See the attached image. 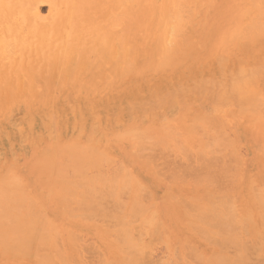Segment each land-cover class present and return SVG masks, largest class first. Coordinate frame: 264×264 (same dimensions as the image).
Segmentation results:
<instances>
[{"label":"rangeland","instance_id":"obj_1","mask_svg":"<svg viewBox=\"0 0 264 264\" xmlns=\"http://www.w3.org/2000/svg\"><path fill=\"white\" fill-rule=\"evenodd\" d=\"M212 1L210 0V4L209 2L207 4L206 0H195L194 1L195 2L194 4L196 5L195 9L194 11L193 10L190 11V13L191 14L193 13V14L191 15L185 12L183 16L184 21L186 20V22L188 23L187 24L188 27L191 26L190 28L192 29L194 28L193 29L194 31L190 29V33L189 32L187 33L184 30L182 32V29H183L182 28L181 30H179V33L176 32L177 35L179 34L178 36L180 38L177 36L175 38L171 30L173 29L172 27H174L173 30L177 31L175 26H179L177 23L181 24L183 20L182 22H177L178 20H181V19H178L176 15L172 13L171 7L169 9L171 11L170 12L171 17L172 15H175L172 21H170L172 22L170 23V25L171 24L172 25L170 26L169 24H167V27H166L165 25L167 23L166 22L167 20H165V22L163 21L162 23L163 27H161L162 25H159V21L163 18L164 19L166 18V16H164L165 2H168L167 4L171 6L172 0H167V1L153 0L154 2L153 5H155V8L157 9L154 13L155 17L153 19V22H151L150 25L147 26L148 29L145 28L146 24L141 26L138 29L139 33L141 34L135 33L136 37L138 38V41L132 42L131 47L127 49L125 47L124 48L125 50H123L122 46H119V45L117 46L118 41L121 44L119 37L121 36L120 32H122V27L120 23L119 24L114 23L115 25L114 24L113 25L115 27H112V28L114 30L113 32L117 34V40L116 39L114 40L115 46H113L112 43L111 45L116 50L110 47L114 51V54H112L113 51L111 52L110 50V54L114 57H111L110 55L108 60L106 59V61L105 60L103 61V65H101L103 68H101V66L100 67L98 66L99 70L98 68H95L97 69L95 70L94 69L95 57L93 56V58L88 60V63L83 68L85 69V72H87L89 69H90L89 72L92 70V75L95 70L93 76L97 74L96 72L100 71L102 73V74L99 73L100 74L99 77L102 78V80L99 77H97L99 78L101 82L96 77L95 78L98 81H95L94 77L92 78L93 80H90L92 75L90 76L89 74L91 73L87 72V74L84 75L86 76V79L88 76H90L88 78L91 82L89 80L88 81H89V85L90 84L92 85V89L89 85H86V86L84 85L85 86L84 88H82V86H79L80 84L82 85L83 83V80H81L82 78L81 75H83L84 70L79 75L69 76V77L66 75L64 76L63 74L59 72L57 73L56 70H55L56 73L52 71V72H49L48 74L43 75L42 77H40L41 75H38V73L34 72L33 73L34 78H31V75H29L30 76L29 77L21 72V67L19 70L17 69L7 70V69L0 68V70H2L0 71L1 73L0 75V174L2 173L7 174L6 172H9L11 170L10 175L19 176L18 177L20 181L19 183H22L24 188L26 189L25 190L24 188L20 187L21 189L25 190L24 193L26 194H24V196L26 195L27 198L25 197V200H24L26 202L23 201V198H22V202H21V199L20 200L17 199L19 203L18 202L16 203L19 205L21 204L22 207L19 206L20 209H18L17 207V209L15 210L16 212L14 213L16 216L18 215L17 217L18 219L21 216V219L25 223V224L23 223V225L26 227V229L29 230L28 231L23 228L24 229L22 230L23 233L18 230L16 233L13 230L12 232L8 227H6L7 229H4L5 227L0 226L2 227V229H4L3 231L4 233L0 231L4 234L3 236L0 233V235H2V237H0L1 244L4 245V246H1L0 244V264H30L29 262H31V264L32 262H34L35 264H45L46 262H48L46 264H49V262L52 263L53 260H55V262L53 263H57V264H64V262L65 264L66 263L67 264L68 263L69 264H99V261L101 262L105 261V263L103 262L104 264H106V262L108 261L109 262L107 264L109 263L115 264L114 262L118 264V261H119V264H121L120 261H122L124 262L123 264H125V262H127V260L129 259L131 260V262L129 260L128 262L130 263L127 262L128 264H131V263L138 264L136 256H135L136 258L135 257L131 258L135 254L138 257L141 256L140 257L141 259L139 258L140 262H146V263H139V264H147V262H150L149 264H175L176 262L178 264H190V263L191 264H207V261L209 260H210L209 261L210 264L211 263L219 264V261L222 264L223 260H225L226 257L228 256H229L228 260L230 259V261L229 262H227L228 260L225 261L227 262V264H234V262L235 264H238L240 260L241 261L239 263L241 264L242 262H244L245 259L250 260V261L248 260L249 263H247L246 262L247 260H245L244 262L245 264H250V263L252 264L253 263L254 264L263 263L264 264V244H262L264 242V229H263L264 223L261 224L264 221V212L262 210L264 209V203H263L264 202V122L262 121V118L264 120V117H262V114L264 115V111H263L264 102L262 104L263 105L262 107L261 104L259 105L258 103L260 101L262 103V100H259L261 98L258 99L259 100L258 102L256 100V103H253L255 100L252 101L255 98L257 99L258 96L259 97L262 96V98L264 97V27L262 28L263 31L260 29L261 32L257 34V36L254 35L255 37H252V38H250L248 34H244V33L239 34V33H236V31L234 33V31H231L232 30L231 29L230 31L233 33L234 38L235 36L237 37L238 35H240L241 38L237 37L238 41L235 39L237 41L235 43L228 42L229 44L227 43L228 44L227 47L223 46L222 43H221L222 45H220V43L218 42H222L221 38L227 35V34L223 35L222 32L224 33V31L227 30L226 28H228V26L232 22V18L231 17L230 19L227 18L229 20L226 19V21L224 22L217 19L216 16L220 12L222 11L226 12V8L225 10L224 9H218V11L216 10V7H220V4L224 2L225 0L223 1L222 0H212ZM218 1L220 4L218 3ZM48 8H49L48 5L42 6V9L45 15L48 13ZM197 9L198 10L200 9V10L198 11ZM169 10H168V14H169ZM161 11L163 12V14H161ZM187 16L191 18V21H190V18H188ZM175 17L178 19L176 21L177 23L175 22L176 20ZM205 21H206V25H205ZM214 21L215 22L217 21V23H215ZM227 23L228 25H226ZM220 24L222 26H220ZM142 27H143V31L141 30ZM181 27L179 26L178 28H181ZM219 27H221V29ZM146 29L148 32H146ZM144 30H145V33H144ZM163 31L164 33H161ZM213 31L214 32L216 31L217 38L214 37L215 35H213L214 34ZM193 32H195V34ZM231 32H229L228 30L227 32L228 35L229 34L231 35ZM255 33H258V32H255ZM162 34L165 37V40H163V38L161 39ZM243 34H244V37L248 36L249 38L248 37L242 38ZM180 35L182 36L184 35L186 38H184V36L182 38V36ZM221 35L223 36L221 37ZM249 35L252 36L251 34ZM143 36H145L144 39H142ZM173 36L175 40L172 39ZM192 38L194 41L191 40V43L195 44L193 46L194 48H192L191 47L192 45H191L190 47L192 50L190 51L188 50L186 52L184 51L185 52L184 54L182 50L186 48L187 45H189L190 39ZM212 38H214V40ZM224 38H227V37H224ZM184 39H188L189 42L187 41V45L182 48V45L180 42L184 41ZM233 40L234 39L231 38V41ZM225 41L227 42V40ZM178 42H179V45H181V48H182L181 52L183 53L177 52L178 54H175V56L173 53H171L173 54L174 57L170 55L171 57H173L172 58L173 60L174 59L179 60V61L177 60L178 61L177 63L174 62L176 60L173 61L170 57H168L169 60L171 59L170 62L168 61L169 65L165 63L166 65H168V67H166L164 63H163L164 65L160 64L161 67H159V65L157 67L156 66L157 64L156 65L155 63L153 64L154 61H152V64L154 66H151L149 64V62L151 63L150 60L153 59V58L150 59L152 55L153 57H155L156 53L158 54V52L160 55V52L162 51L161 49L165 47L171 49L170 47L175 46V44ZM226 42L224 43L226 44ZM164 43L165 45L169 44L170 46L168 45H167L168 47L162 46V44ZM134 45H136L135 49H134ZM214 45H216L217 47L219 45L220 48H216ZM221 46H223L224 49H222L223 47L221 48ZM178 48L177 50L179 51ZM215 48L220 51L218 52V50H216ZM210 49H213L214 51L213 54H212L213 51ZM115 51H118L117 58L115 57L116 55ZM176 51L174 52L176 53ZM215 51L217 52L215 53ZM143 54L145 55L147 54L144 60L150 59L148 63H146L147 60L146 62L143 61V56H142ZM127 55H128L127 57L128 59L126 60L125 58ZM7 56L4 58L5 64H8L10 62V57H7ZM133 58H136V60ZM155 59L158 60L159 58L156 57ZM119 60L121 63L119 62ZM124 60L126 61V64H127L126 66H129V67L132 66L133 68L127 67L126 69V66L124 65L125 64ZM157 60H155L156 63L158 62L160 63V60L162 59H159L158 62ZM130 61L132 63H130ZM104 62L107 63V65L104 64ZM170 63H172L173 66ZM117 64L119 65L117 66ZM149 65L151 68L149 67ZM123 66H125L126 70L123 69ZM147 67H149L150 69H148ZM86 69L88 70L86 71ZM115 71H116V74H115ZM107 72L110 74H108ZM50 73H53V74H50ZM103 74H105L104 75L105 78H103L104 76L101 77ZM106 74L109 76H107ZM50 75H52L51 78L49 77ZM10 76H11V79H10ZM20 76H23L24 79ZM84 76H83V79H85ZM64 77H65V80H64ZM66 77H67V80H66ZM75 77H78V78H75ZM74 78L77 80L79 79V82L74 80ZM29 80L31 81V85H30L31 87L29 86L30 84ZM80 80L82 83L80 82ZM49 81L51 84L49 83ZM36 83L37 85L39 84V87H41L40 90H38L39 87L36 85ZM6 84L11 85V86H8ZM77 85L81 87V89ZM49 87L51 91H49ZM259 88H261L262 90H260ZM257 89L260 90L261 95L258 94L259 90ZM260 106L261 108L258 109V107ZM256 112H259V113H256ZM260 113L261 115H259ZM204 115L208 117L207 119L205 118V120L201 118V117H204ZM258 116H259V119L257 118ZM194 117H198L199 119L196 120L197 118L195 119ZM180 118H183L185 122ZM215 119H216V122L214 121ZM219 119H220V122L218 121ZM260 119L262 121L261 123H260ZM205 121L210 122V124L208 123L209 126H207L208 124ZM221 121L223 124L221 123ZM203 122H205L204 125H202ZM166 124H168L167 125L169 126L168 128H166L167 126H164ZM195 124L196 125L199 124L197 126H199L200 128L203 127L202 128L203 130H201L199 127H198L199 129L197 130L195 128L196 126ZM161 125L163 126L162 128L159 127ZM191 125L193 129H189L191 128ZM148 126L150 127V129L148 128ZM170 126L171 127L175 126V128L174 127L173 128L176 130V133L180 131V134L178 133V135L176 136L175 135L176 133L173 132V130L169 131L171 129ZM139 128L142 130L143 128L147 130L145 132L146 136L151 135V137H146L145 134L144 136L147 139H150V138L151 139L147 141L146 138H144L145 140L142 139V141L140 140L141 143H139L140 142L139 139H141L139 137L141 136L142 133L141 134L139 133L140 135H138L137 137L139 139L137 138L133 139L132 137H134L135 133L142 131V130H135L137 132L134 131L135 133L133 135V132H132L133 129H139ZM151 128L152 129L154 128V129L152 130ZM194 128H195V131H192L194 130ZM212 128H214L215 130L217 129V130L211 131ZM165 130L168 133L167 136H165L166 134L164 135ZM188 130L192 131V133L191 132L189 133ZM199 130H201L202 132ZM221 130L223 131L222 136L226 135L225 137H219L222 134ZM196 131L199 133H197ZM128 132H130L131 134L129 133L130 134L129 135ZM171 132H173V134ZM193 132L194 133L196 132V133L194 134ZM124 133L125 135L123 137ZM201 133L202 134L204 133L205 137H204V134L202 135ZM120 134L122 135L119 136ZM159 134H161V137H163L164 139L159 138L160 137ZM216 134H218L217 135L218 138ZM152 135L155 136L157 139L158 138L159 139L153 140L151 143V140L153 138ZM168 135H170L169 137H172V138L175 137L173 138L174 140L177 138L178 141H176L177 139L175 141L172 138L170 139ZM207 135L208 136L210 135V137L208 138ZM202 136H203V139H202L203 141L199 140L200 138H202ZM122 138L123 140H121ZM165 138L168 144L166 141L165 143H163ZM206 138L208 139L206 140ZM210 138L215 141L221 138L222 140L225 139L227 140V145L225 144L226 147H224V141H222L223 143L222 142L221 143L223 145L221 144L222 146L220 145L221 146L220 148V146L218 145L220 143L219 141L221 140L219 141L217 140L216 142L215 141L213 142L212 140L211 142ZM159 140H160V144H159ZM145 141H147V144L145 143ZM199 141L200 143L202 142V146H205L204 148L200 145ZM156 142L159 145L155 144ZM198 143H199V146H198ZM140 144H143V146H141ZM154 144L157 146H155ZM75 145H79V146L83 145V147L85 146L88 148L92 146L91 149H93V145H95L94 146L95 150L99 148V152H98L99 154L108 155V158H106L107 156H103V159H102L103 161L100 160L101 168L98 165L99 163L98 162L97 166L99 167L95 166L96 169L95 167L87 169L86 175H84L85 179H82L84 177L81 176L82 177L81 183L77 180L80 176L78 175L79 177L77 179L75 177V175L77 176L78 173L77 174L72 173L71 171L72 168L68 167V164H70V161L72 162V160H70L72 157L70 155L71 151L69 152V150H71L69 146L74 148L76 147ZM137 145L139 148L137 147ZM144 145L145 147L147 146L146 149H144L145 148ZM177 145L180 147V150ZM210 146L212 147L210 148ZM49 149H51L53 153L55 152L53 156L56 154L58 155V157L55 156V158L51 156L52 158L50 157V159L53 160L54 158L56 162V158H57V163H59L60 161L61 162L60 164L64 166L67 164L68 169L67 167H64L65 168L64 172H66V169L67 171L71 169L70 170L71 172L69 171L70 173L67 172V174L69 175L65 173L63 174V178L60 176L61 180H59L60 178L58 179L54 175V171L53 169H51L54 167H49L48 165L49 171L46 169L47 168L46 164L51 163L49 156L52 153L51 151L48 152ZM53 149H57V151L55 150L53 151ZM199 149H201V151L203 150L204 152H201ZM66 151L69 152V155H67L68 153H66ZM198 151L201 152L202 154L199 153ZM213 151L214 153L218 152V154L214 155ZM197 152L199 155H195L197 154ZM207 152L209 154L211 152L212 153L208 155ZM94 153H93L94 155L92 156H95L98 154V153L96 154L95 151ZM141 153L143 154V156ZM219 154H222V155H219ZM217 155H219L217 157L219 159H212V158H216L215 156ZM43 156L44 157L47 156L45 157L47 161L45 160L46 163L43 162V165H41L42 164L41 162L44 161ZM97 156L98 158L100 157L99 155ZM145 156H148L149 159ZM104 157L108 159L107 162ZM68 158L70 159L68 160ZM95 158L98 159L96 156L94 157V159ZM101 161L103 162V164ZM37 162H40V164ZM62 162L66 164L64 163L62 164ZM226 163H229V166L231 167L227 168L228 165H226ZM71 164L69 166H71ZM207 168L208 170H210L211 173L207 171ZM87 172L89 175L87 174ZM103 172H105L106 175ZM112 172H113V177L118 176L117 177L118 179L112 177L111 175ZM100 173L101 174L103 173L102 174L103 178L101 177V175H99ZM64 175L66 176L65 178L66 180L64 179L65 177ZM92 175L94 177H92ZM125 175H128V176L126 177ZM73 177H75L76 180ZM109 180L110 181L112 180V181L110 182ZM116 180H119V182ZM58 181L60 183L62 182L61 185L60 183H58ZM107 181H108V184H107ZM125 181H127L128 183ZM74 182L75 184L77 185L79 184V185L78 186L75 185ZM116 182H118V186ZM124 182H125V185H124ZM49 183H51V185ZM52 183L54 186L52 185ZM68 183H69V186H68ZM113 183L114 185H112ZM65 184L66 186H64ZM83 184L85 186L87 185V187L82 186ZM92 184H93V187H92ZM96 184H97V187L99 186L98 190H97ZM103 185H106V187ZM111 185L112 187H110ZM128 185H130V187ZM52 186H53L54 191L52 189ZM88 186H90L91 188H94L93 191L95 192L96 198L99 197L97 199L95 198V196L93 197L95 198L96 202H94V199L93 200L89 199V197L87 196V194H89L90 196V193H91V191L90 193H87L86 191L87 189L90 190ZM115 186L117 187V189H115L116 188ZM69 187L71 188V194H70ZM83 187L86 190H84ZM124 187L125 188L127 187L126 188L127 190ZM120 188L122 190H120ZM257 188L259 189V191L261 189L262 190L259 192L257 191ZM82 189L84 192L82 191ZM110 189L111 190L113 189V191L115 190V192L114 193L113 191L111 192ZM104 190H106L105 193H104ZM23 191H21L22 195H23L22 193ZM85 191L87 194L85 193ZM216 191L220 193H217ZM101 192L104 193L105 195L102 194ZM107 192L109 194H107ZM216 193L218 195H216ZM83 194L87 196V198ZM110 194H112V196L114 194L116 195L112 198ZM224 194H226L227 197ZM211 195H213V197ZM119 196L122 198H120ZM218 196H220L219 199H221L223 196H225L226 198L223 197L221 200L217 202ZM74 197L77 198L76 199L77 202L82 200L80 201V203L82 202L83 204L82 203L80 204L79 202L77 203ZM106 197L108 198V200ZM67 198H69V200L71 201V202L69 201L70 203L66 201L68 200ZM139 198L140 200H142L141 202H143L142 203L143 208L140 206L141 202ZM29 199H30V202H28ZM59 199L61 200V204L59 202ZM121 199H122V202H121ZM123 199H125V201ZM72 201H75V203L74 202L72 203ZM222 201L224 202L226 201V203L227 201L229 202L226 204V203H223ZM65 202H67L71 207L68 204H67V207L69 206L68 208L63 206L62 204L65 205L66 204ZM120 202L122 205L119 204ZM32 203H34L35 205H33ZM138 203L140 204L139 210H137L139 206L136 207ZM218 203L221 204L222 206L221 205L219 206ZM261 203L263 204V206H260ZM76 204H78L79 207L80 206H83V207L78 208L80 209L78 210L76 207L77 206ZM100 204H102V206H99ZM191 204L193 206H191ZM194 204H195V207H194ZM103 205L105 206L103 207ZM114 205L116 207H121V208H119V210H116L118 208H116ZM215 205L217 206L215 207ZM72 206H73V209H72ZM64 207L67 208L68 210L64 209ZM99 207L100 209H98ZM190 207L191 208L194 207L193 209L199 208L201 212L199 213L198 212L199 210L195 209L196 214L194 215V210L193 209L191 210ZM206 207H210V208H206ZM232 207L235 208L236 212H234L235 210H233L234 208ZM141 208L143 209V212ZM107 209H112V210L108 211ZM83 210L87 214L89 213V215L87 216V214L84 213ZM63 211L65 212L63 213L64 215L62 214ZM70 211L73 212V214ZM154 211L156 213H154ZM218 211H221V213ZM231 211L233 215L230 213ZM68 212H70V214ZM94 212L95 214H92ZM26 213L28 214L30 213V214L26 215ZM83 213L85 214L84 215L85 218H83V215H81ZM100 213L102 214V216ZM110 213L114 214V216H116L117 219L116 217H114L113 218L114 220L111 218V221H110L109 216L112 215ZM197 213H199L198 217H197ZM234 213L236 217L234 216ZM246 213L247 215L252 214L251 215L252 216L251 218L253 219V220L251 219L253 221L252 223H251V220L249 219L250 216L246 217ZM39 214L40 215L45 214V215L43 217V215L39 216ZM139 214L141 215V217H138L140 216ZM71 215L74 217H69ZM105 215L106 216L108 215L109 218H107ZM119 215H120V218H119ZM189 215H190V218L192 217V219L189 218ZM204 215H206V217H204ZM214 215L218 216L219 218L214 217L212 219L211 217H213ZM104 216L106 217L105 219H104ZM194 216L197 219H195ZM221 216L222 218L224 217L223 218L224 220L221 218ZM34 218H37L35 219L36 221L34 220ZM43 218L45 219V221ZM131 218L133 219L139 218V219H137V221H134V223H131V221L133 220ZM148 218L153 219V220L155 219V220L153 222V220L152 221L148 220ZM216 218H218L219 220L217 221ZM247 218L249 219L250 222H248ZM115 219L118 222L115 221ZM120 219H121V222H120ZM227 219H230V220L232 219V221H229V220L228 221L230 222V225L233 228L229 225V222L226 221ZM26 220L27 221L29 220L28 223H26ZM145 220H148L151 222H149V224L146 225ZM201 220L204 222V224H202L203 222ZM243 220H245V222ZM2 221L3 223H1V221L0 223L4 224L5 222L3 219ZM102 221L105 224H103ZM109 221L110 223L113 221L114 222L113 224H110ZM209 221L213 223L210 222L209 224ZM220 221H224L225 223L228 222L226 225L230 226V228L227 226V228L229 229H226V231L221 230V227L224 226L225 223L223 224V222H220ZM236 221H238L239 223ZM8 222H6V226H8L7 225ZM36 222L38 223L36 224ZM115 222L116 224H114ZM246 222H248L247 223L248 225L246 224ZM122 223L126 224V226H124V224ZM128 223L130 224L129 227L131 228V232H130V234L132 233L131 235L129 234V232L127 233V228H129L127 226ZM187 223L188 224L191 223V225L192 224L193 225L191 226V225H188ZM249 223L254 228H252V226ZM26 224L28 225L26 226ZM45 224L47 225V227L45 226ZM107 224L110 227H107ZM120 225H123V229L125 228L124 231H126V233L129 234L128 236L131 237V242H132V237H133V240L134 239L136 240L134 244L137 243V245L136 244H135L136 246L134 244L133 245L135 247L138 246L137 248L140 249V250L138 249L139 252L136 251L137 249L135 247L134 249H132V251L131 250L129 251V249L128 250L125 249V252H124V248L122 249V246L120 245V241L121 243L122 241L125 243L124 239H122L123 230H122V226L120 227ZM199 225L201 227L203 226L204 227L200 228ZM226 225L225 227H223L224 230L226 228ZM29 226L30 227L32 226V227L27 228ZM41 226L45 227L44 229L48 230L47 233L50 232L49 236L45 234L46 233L45 230H44L45 233L43 231L45 236L42 235L43 228L40 229ZM245 226H248V227L246 228ZM256 227H257V230H255ZM110 228H111V231H110ZM113 228H115V230L116 229L118 230L116 231L112 230ZM157 228H159L160 230L157 231ZM37 230L39 232L41 230L40 235L42 236L37 237L36 235V232H38ZM120 230H122L121 233H119ZM254 230L257 232H255ZM212 231L214 232L212 233ZM5 232L7 233L6 235L9 238L7 243L6 241H3L4 240L3 237H5ZM9 232H12V234H9ZM18 232L21 235L18 234ZM239 232L241 234H238ZM13 233L14 235L18 234V236L10 237L9 235H13ZM26 233H31L30 234L31 238L29 235L27 236ZM139 233H142L144 237L142 235V238H141V234L139 235ZM199 233L202 235H200ZM207 233L209 234V236L212 235L211 238L209 236H208L209 238H207L206 236ZM73 234H75L78 237L77 241H76L77 237ZM118 235H121L122 237L121 236L119 237ZM136 235H138L137 237L138 239L136 238ZM23 236H26V237H23ZM225 236L227 238V240L225 238L226 243L228 244L229 242H231V244L229 243V245H227L225 243L224 241ZM235 236L237 239L236 238L234 239ZM261 236H263V239ZM130 237H129V240H130ZM203 237L204 238L206 237L207 239L205 238V240L207 241H205ZM19 238L22 239V243L21 241L18 242ZM34 238H36L38 242H41L39 240H44V242L48 244L45 245L44 242L42 241L41 243H43V245L46 246V247H42L43 245L37 242V244H40V246L36 244L38 247L36 248L34 245L36 243ZM55 238L57 239V241ZM140 238L143 240V242L142 240L140 242L139 240ZM243 238H244V241H243ZM251 238H254L255 240ZM26 239H28L27 241L28 243L26 242ZM113 239L114 241H112ZM222 239L224 242L222 241ZM239 239L241 240V242L238 241ZM250 239L252 242L250 241ZM260 239H262L263 241L262 240H261L262 242L258 241ZM13 241L14 243L18 242L19 245L21 243L24 250L25 248L26 249L28 248V249L25 252H23L24 250H22L23 248L20 245L19 247L21 249H18L19 248L18 247L17 250H20L22 252L16 251L15 245L17 244L16 243L13 244ZM246 241L247 243L245 244L248 245L247 248L250 252H248V250L245 247L247 246L244 244V242ZM25 242L29 246L26 245ZM221 243H225V244H223L222 246ZM252 243L254 244V246L252 245ZM10 244L12 246H10ZM256 244L258 246H260L261 244V247L256 246ZM47 245L49 246L48 250H47V247H48ZM7 246L8 247L10 246L11 249L10 247L8 248ZM193 246L195 247V250L190 249V248H194ZM234 246H238L237 250L235 249L236 247ZM224 247H227V249L229 248L230 249V250L228 249L229 252L226 251L227 249ZM242 247L243 249H241ZM251 247H253L254 249L250 250ZM34 248H36L34 250V253L35 254L38 253V254L37 255L33 254L34 257L31 258V256H33L32 253H33ZM174 248L175 249L178 248V249L175 250ZM220 248L223 251H221ZM223 248L225 249V251ZM12 249L16 253L13 252ZM56 249L57 251H55ZM255 249H256V252H254ZM42 250L43 251L47 250L50 252L45 251L46 253L44 252L45 253L44 254ZM58 250H60V252ZM120 250H122L124 254ZM126 250L130 254H128ZM191 250L192 251L194 250V252L198 250L195 253L196 256L194 255V252H192ZM213 250L214 251L217 250L218 252L217 255H219L220 257L222 254H224L222 256L224 258L221 257L222 260H220L221 258L219 256L217 257V255H214L216 252L212 254ZM235 250L237 251V254ZM244 250L247 251L246 252L247 254L244 252ZM6 251L8 252L6 253ZM11 251L13 253H11ZM142 251H143V255H142ZM131 252L134 255L131 254ZM22 253L23 254L30 253L31 255L29 254L28 256L27 254H25L22 257ZM137 253H141L140 256ZM178 253L180 256L178 257L181 260H179V258L177 257ZM42 254H43V257L45 255L49 259L47 260L46 257H44L45 258L44 259L42 257ZM198 254L200 256L199 259H197ZM234 254L235 255L240 254L239 255L240 260L238 259V256H237L238 262ZM67 255H68L69 260L65 259L67 258ZM50 256L53 257V260H51L52 257L50 259ZM59 256L62 258V260ZM122 256L125 258H123ZM209 256H212V257L215 256V257L211 258ZM246 256H248L249 258L248 257L246 258ZM41 257H42V260H41ZM63 257H65L64 258L65 261L63 260ZM185 257H187L186 260L188 261L184 260ZM134 258L136 259V262L133 260ZM242 258L244 260H242ZM120 259H123V260H120ZM139 259H138V262H139ZM175 259H176V262H175ZM216 259H219V260H216ZM171 260H173L174 263H171L172 262ZM61 261H64V262H61ZM223 264H226V263H223Z\"/></svg>","mask_w":264,"mask_h":264},{"label":"bare ground","instance_id":"obj_2","mask_svg":"<svg viewBox=\"0 0 264 264\" xmlns=\"http://www.w3.org/2000/svg\"><path fill=\"white\" fill-rule=\"evenodd\" d=\"M165 1H167V0H165ZM195 0H172V3H171V6L170 5H168L167 3L168 2H165V9H164V7H163V9L165 10L164 11V16H166V18L164 19H161L160 21H159V25H162V23H163V21L165 22V20H167L166 22V27H167V24H169L170 25V23H172V22H170V21H172V19L174 18V16L176 15V17L178 18V19H181V20H178L176 17V20H175V22L177 21V22H182V20H183V22H185V23H183V25H182V23L181 24H179V23H177L180 27L181 26H183V27H181V28H178L179 26H175V28L177 29V31L176 30H173L174 29V27H172L173 29L171 30V32H172V34L175 36V38H176V36L177 37H179L178 35H177V33L176 32H178L179 33V30H181L182 28V32H183V30L184 31H186L187 33L189 32L190 33V29H192V28H190V27H188V23L186 22V20L184 21V14H185V12H187V13H189V14H191L190 13V11L191 10H193L194 11V9H195V2H194ZM207 1V4H208V2H209V4H210V0L208 1V0H206ZM212 1V0H211ZM223 1V0H222ZM153 2V0H0V68L1 69H17V70H19L20 69V67H21V72L23 73V74H25V75H27V76H29V75H31V78H34L33 77V73L35 72V73H38V75H41L40 77H42L43 75H45V74H48L49 72H52V71H54L55 73H56V71H57V73L59 72V73H61V74H63L64 76L66 75V76H75V75H79L83 70H84V73H83V75H81L82 76V78H81V80H83V83L81 82V80H80V82L82 83V85L80 84L79 86H82V88H84L86 85H89V81L90 80H93L92 78L94 77H99L100 76V74H102L100 71L99 72H96L97 74H98V76H97V74H95V76H93L94 75V72H95V70H97V69H95V68H98V70H99V67L101 66V65H103V61L105 60L106 61V59L108 60L109 59V57H110V50H111V52L113 51L112 49H114V50H116L115 48H113V46H115V39L117 40V34H115L113 31V28L112 27H115L114 25L116 24V23H120V25H121V27H122V32H120V37H119V40H120V42H121V44L119 43V41H118V43H117V46L119 45V46H122L123 47V50H125L124 48L126 47V49L127 48H130L131 47V44H132V42H136V41H138V38L136 37V34L135 33H138V34H141V33H139V31H138V29L141 27V26H143L144 24H146L145 25V28H147L148 29V25H150V23L151 22H153V19H154V17H155V15H154V13H155V11L157 10L156 8H155V5H153L154 4V2ZM197 2V1H196ZM213 2V1H212ZM217 2V1H216ZM163 3H164V1H163ZM203 3H204V1H203ZM218 3H219V1H218ZM170 4V3H169ZM206 4V3H205ZM220 4V3H219ZM43 5H48V13L45 15L44 14V12H43V9H42V6ZM186 5H187V7H186ZM216 6V5H215ZM218 6V5H217ZM157 7V6H156ZM170 7H171V11H172V13H174L175 15H172V17H171V14H170ZM186 7V8H185ZM197 7H199V6H197ZM210 8V7H209ZM225 8H226V12H220L216 17H217V19H219V20H221V21H226V19L227 18H229L230 19V17L232 18V22L230 23V25L228 26V28H226L227 30H225L224 31V33L222 32V34L224 35H228V30H229V32H231V31H234V33H235V31H236V33H239V34H241V33H244V34H248V36L250 37V38H252V37H255V36H257V34H259L261 31H260V29L262 30V28L264 27V0H225L224 2H222L221 4H220V7H216V10L218 11V9H224L225 10ZM166 9H168L169 10V14H170V16H169V14H168V10H166ZM201 9V8H200ZM199 9V10H200ZM211 9V8H210ZM198 10V9H197ZM198 10V11H199ZM212 10V9H211ZM189 11V12H188ZM202 11V10H201ZM160 12V11H159ZM161 14H163V12L161 11ZM166 14V15H165ZM168 14V15H167ZM193 14V13H192ZM191 14V15H192ZM206 14H208V13H206ZM196 15H197V13H196ZM163 16V17H164ZM229 16V17H228ZM171 17V18H170ZM188 17V16H187ZM187 17H186V19H187ZM192 17V16H191ZM195 17V16H194ZM193 17V18H194ZM168 18V19H167ZM188 18H190V17H188ZM229 19H227V20H229ZM152 20V21H151ZM206 20H207V18H206ZM214 20V19H213ZM218 20V21H219ZM188 21H189V19H188ZM190 21H191V18H190ZM212 22V21H211ZM215 22V21H214ZM115 23V24H114ZM175 23V24H176ZM190 23V22H189ZM210 23V22H209ZM215 23H217V21L215 22ZM226 23V22H225ZM114 24V25H113ZM212 24V23H211ZM222 24V23H221ZM220 24V26H222ZM158 25V26H159ZM172 25V24H171ZM170 25V26H171ZM205 25H206V21H205ZM216 25V24H215ZM226 25H228V23L226 24ZM119 26V25H118ZM117 26V27H118ZM213 26V25H212ZM161 27H163V25L161 26ZM161 27H159V28H161ZM216 27V26H215ZM158 28V29H159ZM220 29H221V27H219ZM147 29H146V32H148L147 31ZM157 29V30H158ZM170 29V28H169ZM194 29V28H193ZM192 29V31H194ZM215 29V28H214ZM232 29V30H231ZM119 30V29H118ZM142 31H143V27H142V29H141ZM231 30V31H230ZM161 31H162V29H161ZM212 31V30H211ZM217 31V30H216ZM216 31L214 32V34L213 35H215L214 37H216ZM227 31V32H226ZM263 31V30H262ZM141 32V31H140ZM173 32H175V33H173ZM255 32H258V33H255ZM123 33V34H122ZM144 33H145V30H144ZM151 33V32H150ZM161 33H164V31L163 32H161ZM194 34H195V32H193ZM192 33V34H193ZM244 34L242 35V38H247L246 36L244 37ZM249 34H251L252 36H250ZM165 35H166V33H165ZM169 35V34H168ZM190 35V34H189ZM223 35H221V37L223 36ZM223 36L222 38L221 37H219V38H221V40H222V42H218V43H220V45H222L223 44V46H225V47H227L228 46V44L229 43H232V42H237L238 41V39H237V37L238 38H241V36L240 35H238L237 37L235 36V38H234V35H233V33L231 32V35L229 34L228 36ZM233 35V36H232ZM255 35V36H254ZM150 36V35H149ZM152 36V35H151ZM157 36V35H156ZM162 37H161V39L163 38V40H165V37L163 36V34L161 35ZM172 36V35H171ZM174 36L172 37V39H174ZM180 36H182V35H180ZM184 36V35H183ZM183 36H182V38H183ZM240 36V37H239ZM144 37L145 36H143V38L142 39H144ZM192 37V36H191ZM224 37H227V38H224ZM248 37V38H249ZM150 38V37H149ZM156 38V37H155ZM180 38V37H179ZM184 38H186L185 36H184ZM217 38V37H216ZM231 38L232 39H236L235 41L233 40V41H231ZM213 40H214V38H212ZM211 39V40H212ZM227 40V42L225 41V40ZM154 40V39H153ZM152 40V41H153ZM157 40V39H156ZM175 40V39H174ZM183 40V39H182ZM191 40H193V38L192 39H190V43H189V45H187V41L189 42V40L188 39H184V41H181L180 43H181V45H182V48L183 47H185L186 45H187V47L186 48H184L182 51L184 52H186V51H190V50H192L191 49V47L192 48H194L193 46L195 45V44H193V43H191ZM230 40V41H229ZM249 40V39H248ZM194 41V40H193ZM220 41V40H219ZM226 42V44L224 43V42ZM163 42V41H162ZM185 42H186V44H185ZM213 42V41H212ZM229 42V43H228ZM111 43H112V45H111ZM169 43V42H168ZM218 43H216V44H218ZM222 43V44H221ZM228 43V44H227ZM137 45V44H136ZM136 45H134V49H135V46ZM168 46H170L169 44H167ZM167 45H165V43L164 44H162V46H167ZM177 45V46H176ZM181 45H179V42L178 43H176L175 44V46H173V47H170L171 49H169V48H163V49H161L162 51L160 52V55H159V52H158V54L156 53V56L155 57H153V55L150 57V59L151 58H153L152 60H150V59H146L147 60V62H146V60H144L145 58H146V55L145 54H143L142 56H143V61H145L146 63H148L149 62V60L151 61V63L149 62V64L151 65V66H154L153 64L155 63V65L158 67V65H159V67H161V65H164L165 63L166 64H168L169 65V62H170V60L175 56V54H178L179 52H181ZM192 45V46H191ZM236 45V44H235ZM167 46V47H168ZM191 46V47H190ZM216 48H220L219 47V45H218V47L216 46V45H214ZM223 46H221V48L223 47ZM112 49H111V48ZM176 47V48H175ZM179 47V48H178ZM236 47V46H235ZM161 48V47H160ZM177 48L179 49V51L177 50ZM213 48V47H212ZM215 48V49H216ZM133 49V50H134ZM174 49V50H173ZM214 49V50H215ZM222 49H224V47L222 48ZM226 49V48H225ZM128 50H130V49H128ZM154 50V49H153ZM177 50V51H176ZM210 50H212L213 51V49H210ZM216 50H218V49H216ZM230 50V49H229ZM155 51V50H154ZM171 51V52H170ZM173 51V52H172ZM174 51H176V53L174 52ZM220 50H218V52H219ZM117 52L118 51H115V53H116V55H115V57L117 58ZM125 52V51H124ZM169 52H170V54H169ZM178 52V53H177ZM183 52H181V53H183ZM185 52H184V54H185ZM217 51H215V53H216ZM135 53V52H134ZM138 53H140V52H138ZM171 53H173L174 54V56H173V54H171ZM180 53V54H181ZM190 53V52H189ZM188 53V54H189ZM214 53V51L212 52V54ZM112 54H114V51H113V53ZM8 55V56H7ZM170 55H172L173 57H171ZM186 55H187V53H186ZM10 57V62L8 63V64H5L4 63V58L5 57ZM93 56L95 57V65H94V72H93V75H92V70L89 72V70L88 69H86V71L88 72V73H91V74H89L90 76L92 75V77L90 78V80H89V78L88 77H90V76H88L87 77V79H86V76H84V75H86L87 74V72H85V69H83L84 67H85V65L88 63V60H90L91 58H93ZM145 56V57H144ZM160 56V57H159ZM111 57H114V56H112L111 55ZM128 57V55L126 56V60L128 59L127 58ZM159 58V59H162V60H160V63L158 62V60L157 59H155V58ZM168 57H170L171 59L169 60L168 59ZM188 57V56H187ZM177 58H179V57H177ZM119 59V58H118ZM133 59H135L136 60V58H133ZM155 60H157V62L158 63H156V61ZM166 60V61H165ZM173 60V59H172ZM174 60H176V61H174ZM173 61L174 62H178L179 60L178 59H174ZM178 60V61H177ZM181 60H183V59H181ZM180 60V61H181ZM133 61V60H132ZM152 61H154L153 62V64H152ZM163 61H165V62H163ZM169 61V62H168ZM108 62V61H107ZM110 62V61H109ZM119 62H120V60H119ZM124 62H125V66L127 65L126 64V61L124 60ZM128 62V61H127ZM121 63V62H120ZM129 63V62H128ZM130 63H132L131 61H130ZM134 63V62H133ZM164 63V64H163ZM104 64H106L107 65V63H105L104 62ZM161 64V65H160ZM165 64V66L166 67H168V65H166ZM171 65H172V63H170ZM173 64H175V63H173ZM179 64V63H178ZM91 65V64H90ZM119 64H117V66H118ZM150 65H149V67H150ZM92 66V65H91ZM96 66V67H95ZM99 66V67H98ZM125 66H123V69L124 70H126L127 69V67H129V66H126V69H125ZM173 66V65H172ZM90 67V66H89ZM104 67H105V65H104ZM121 67V66H120ZM132 67V66H131ZM131 67H129V68H131ZM149 67H147L148 69H150ZM101 68H103L102 66H101ZM117 68V67H116ZM119 68V67H118ZM128 68V69H129ZM133 68V67H132ZM145 68H146V66H145ZM163 68V67H162ZM154 69V68H153ZM159 69V68H158ZM56 70V71H55ZM118 70V69H117ZM123 70V71H124ZM145 70V69H144ZM0 71H2V70H0ZM119 71V70H118ZM128 71H130V70H128ZM11 72H12V70H11ZM20 72V71H19ZM18 72V73H19ZM3 73V72H2ZM100 73V74H99ZM108 73V72H107ZM12 74H13V72H12ZM50 74H53V73H50ZM108 74H110V73H108ZM115 74H116V71H115ZM127 74V73H126ZM0 75H1V73H0ZM37 75V74H36ZM62 75V76H63ZM105 74H103L101 77H103ZM107 75V74H106ZM51 76L52 75H50L49 77L51 78ZM55 76V75H54ZM58 76V75H57ZM83 76L85 77V79H83ZM107 76H109V75H107ZM114 76V75H113ZM20 77H22L23 78V76H20ZM20 77H19V79H20ZM30 77V76H29ZM111 77V76H110ZM21 78V79H22ZM38 78V77H37ZM49 78V79H50ZM75 78H78V77H75ZM74 78V80H76L77 82H79V79H80V77H79V79L77 80V79H75ZM95 78V81H98L99 80V78H97L96 79ZM103 78H105V76L103 77ZM3 79V78H2ZM10 79H11V76H10ZM24 79V78H23ZM62 79H63V77H62ZM101 80H102V78H100ZM114 79V78H113ZM64 80H65V77H64ZM63 80V81H64ZM66 80H67V77H66ZM73 80V81H74ZM85 80V81H84ZM89 80V81H88ZM105 80V79H104ZM103 80V81H104ZM30 81V80H29ZM70 81H72V80H70ZM75 81V82H76ZM100 81V80H99ZM109 81V80H108ZM14 82H15V80H14ZM34 82V81H33ZM91 82V81H90ZM101 82V81H100ZM30 84H29V86L31 85V81L29 82ZM49 83H50V81H49ZM88 83V84H87ZM51 84V83H50ZM6 85H8V84H6ZM36 85H37V83H36ZM85 85V86H84ZM8 86H11V85H8ZM38 87H39V84L37 85ZM44 86V85H43ZM78 86V85H77ZM78 86V87H79ZM90 87H91V89H92V85L90 84L89 85ZM89 86H87V87H89ZM31 87V86H30ZM47 87H48V85H47ZM80 89H81V87H79ZM4 89V88H3ZM31 89V88H30ZM41 89V87H39L38 88V90H40ZM260 90H262L261 88H259ZM259 89H257V90H259ZM32 90V89H31ZM260 90H259V92H258V94H260ZM35 91V90H34ZM49 91H51V89H50V87H49ZM248 95V94H247ZM261 95V94H260ZM35 96V95H34ZM32 97V96H31ZM247 97V96H246ZM254 98V97H253ZM259 98H261V99H259ZM28 99V98H27ZM30 99V98H29ZM32 99V98H31ZM252 99V98H251ZM262 100V103H261V101L260 102H258L259 100ZM263 99H264V97L262 98V96H258V98L256 99H253L252 101H254L253 103H256V100H257V102L259 103V105L261 104V106L263 107ZM257 103V104H258ZM258 106V105H257ZM257 106H256V108H257ZM261 106L260 107H258V109L259 108H261ZM264 109V108H263ZM257 111V110H256ZM264 111V110H263ZM256 113H259V112H256ZM261 113H262V111H261ZM261 113L259 114V115H261ZM256 115H258V114H256ZM185 116V115H184ZM202 116V115H201ZM262 117H264V115L262 114ZM261 117V118H262ZM185 118V117H184ZM196 120H198L199 118L198 117H194ZM202 119H204L205 120V118L207 119L208 117L207 116H205L204 115V117H201ZM258 119H259V116L257 117ZM180 119H182L183 121H184V119L183 118H180ZM194 119V120H195ZM174 121V120H173ZM215 122H216V119L214 120ZM219 122H220V119L218 120ZM259 121V120H258ZM262 121L264 122V120H263V118H262ZM261 121V119H260V123L262 122ZM185 122V121H184ZM205 122H207V121H205ZM205 122H203V124L202 125H204V123ZM214 122V123H215ZM210 124V122H207V124ZM221 123H222V121H221ZM209 124L207 125V126H209ZM219 124V123H218ZM223 124V123H222ZM168 124H166V125H164V126H167ZM196 125V124H195ZM197 125H199V124H197ZM196 125V126H197ZM212 125V124H211ZM210 125V126H211ZM215 125V124H214ZM188 126V125H187ZM195 126V128L198 130L200 127L199 126H197L196 127ZM213 126V125H212ZM153 127V126H152ZM159 127H163L162 125L161 126H159ZM169 126H167L166 128H168ZM171 127V126H170ZM174 128H175V126H173ZM173 127H171V129L169 130V131H172L173 130V132H175L176 133V130L173 128ZM199 127V128H198ZM202 127V126H201ZM215 127V126H214ZM218 127V126H217ZM138 128V127H137ZM140 128H142V127H140ZM133 129V135H134V133L135 132H137V131H135V130H142V129ZM148 128L150 129V127L148 126ZM147 128V129H148ZM161 128H159V129H161ZM195 128H194V130H192V131H195ZM203 128V127H202ZM202 128H200L201 130H203ZM148 129V130H149ZM152 129V128H151ZM154 129V128H153ZM152 129V130H153ZM158 129V128H157ZM189 129H193L192 128V125H191V128H189ZM220 129V128H219ZM144 130V131H143ZM143 130L142 131H139V132H137V133H135V135H134V137H132L133 139L134 138H137L138 137V135H140L141 133L143 134H141V136L139 137V138H141V139H139V138H137V139H139V141L141 140L142 141V139L143 140H145L144 138H146V137H151V135H149V136H146V134H145V132L147 131V130H145L144 128H143ZM175 130V131H174ZM201 130H199V131H201ZM212 130H215L214 128H212L211 129V131ZM217 130V129H216ZM215 130V131H216ZM223 130V129H222ZM221 130V131H222ZM135 131V132H134ZM164 131V130H163ZM162 131V132H163ZM167 131H168V129H167ZM167 131L165 130V133H164V135L165 136H167ZM189 131V133L191 132L192 133V131H190V130H188ZM214 131V132H215ZM131 132V131H130ZM130 132H128V134L130 133ZM144 132V133H143ZM149 132V131H148ZM173 132H171L172 134H173ZM197 132V131H196ZM195 132V133H196ZM202 132V131H201ZM140 133V134H139ZM179 134H180V131L178 132ZM178 133H176L175 135L177 136L178 135ZM194 133V132H193ZM194 133V134H195ZM197 133H199V132H197ZM205 133V132H204ZM203 133V134H204ZM207 133V132H206ZM216 133V132H215ZM221 133V132H220ZM131 134V133H130ZM129 134V135H130ZM137 134V135H136ZM144 134H145V136H144ZM162 134V133H161ZM161 134H159V138H163V137H161ZM193 134V135H194ZM202 134V133H201ZM202 134V135H203ZM210 134V133H209ZM122 134H120L119 136H121ZM124 135H125V133L123 134V137H124ZM192 135V136H193ZM199 135V134H198ZM212 135V134H211ZM218 134H216V136H217ZM223 135V131H222V134L219 136V137H225V136H222ZM143 136V137H142ZM153 136V135H152ZM170 135H168V137H169ZM181 136V135H180ZM208 136V135H207ZM155 136H153V138H152V140H151V143H152V141L153 140H158L156 137L154 138ZM201 137V136H200ZM204 137H205V134H204ZM210 137V135L208 136V138ZM170 139L172 138V137H169ZM173 138H175V137H173ZM172 138V139H173ZM208 138H206V140L208 139ZM217 138H218V136H217ZM216 138V139H217ZM151 139V138H150ZM150 139H147L146 138V140L148 141V140H150ZM164 139V138H163ZM177 139V138H176ZM175 139V140H176ZM180 139V138H179ZM203 139V136H202V138H200L199 140H202ZM211 139V138H210ZM215 139V138H214ZM121 140H123V138L121 139ZM169 140V139H168ZM174 140V139H173ZM174 140V141H175ZM204 140H205V138H204ZM212 140L213 139H211V142H212ZM218 141L219 140H221V141H219L220 143H219V145L218 146H220L223 142L222 141H224V147H226L225 146V144L227 145V140H225V139H223L222 140V138L221 139H217ZM216 140V141H217ZM141 141L139 142V143H141ZM147 141H145V143L147 144ZM163 141V140H162ZM165 141H166V138H165V140L163 141V143H165ZM172 141V140H171ZM176 141H178V139L176 140ZM197 141V140H196ZM203 141V140H202ZM215 140H213V142H214ZM215 141V142H216ZM144 142V141H143ZM167 142V141H166ZM222 142V143H221ZM138 143V144H139ZM144 143V144H145ZM154 143V142H153ZM175 143V142H174ZM199 143H200V141H199ZM199 143H198V146H199ZM204 143V142H203ZM207 143V142H206ZM155 144H157V145H159L160 144V140H159V144L156 142ZM154 144V145H155ZM167 144H168V142H167ZM173 144V143H172ZM209 144V143H208ZM211 144V143H210ZM213 144V143H212ZM215 144V143H214ZM141 146H143V144H140ZM152 145V144H151ZM157 145H155V146H157ZM200 145L202 146V142L200 143ZM204 145V144H203ZM223 145V144H222ZM221 145V146H222ZM76 147H74V148H72L71 146H69V148H71V150H69V152H70V155H71V159L70 158H68V160L70 159V160H72V162L70 161V164H71V166H69L70 164H68V167H70V168H72V173H75V174H77V176L75 175V177H76V179L81 183L82 181V179H85V177H84V175H86V171H87V169H89V168H92V167H95V166H97V163H98V165L100 166V168H101V165H100V160H102L103 159V156H107L106 158H108V155H103V154H99L98 152H99V148H97L96 150H95V145H93V149H91L92 148V146L91 147H83V145L81 146H79V145H75ZM140 146V147H141ZM153 146V145H152ZM163 146H164V144H163ZM166 146V145H165ZM178 146V145H177ZM200 146V147H201ZM208 146V145H207ZM221 146H220V148H221ZM137 147H138V145H137ZM144 147H145V145H144ZM143 147V148H144ZM147 147V146H146ZM146 147L144 148V149H146ZM151 147V146H150ZM175 147V146H174ZM173 147V148H174ZM203 148L205 147V146H202ZM212 146H210V148H211ZM56 148V147H55ZM139 148V147H138ZM137 148V149H138ZM142 148V147H141ZM149 148V147H148ZM177 148V147H176ZM178 148H179V150H180V147L178 146ZM177 148V149H178ZM210 148H208V149H210ZM63 149V148H62ZM176 149V150H177ZM57 151V149H53V151ZM140 150V149H139ZM200 151H201V149H199ZM213 150V149H212ZM48 151V150H47ZM51 151V149H49V151L48 152H50ZM94 151L96 152V154L97 155H99L100 157V159L98 158V156L97 155H95L98 159H94V157L95 156H92V155H94L95 153H94ZM210 151V150H209ZM69 152H67L66 151V153H68L67 155H69ZM141 152V151H140ZM150 152V151H149ZM199 152V151H198ZM198 152H197V154H195V155H199L198 154ZM201 152H204L203 150L201 151ZM201 152H199V153H201ZM215 152H216V150H215ZM51 155L49 156V159H50V157L51 156H53V154L55 153H53L52 151H51ZM60 153V152H59ZM94 153V154H93ZM104 153V152H103ZM176 153V152H175ZM208 153V152H207ZM212 153V152H211ZM210 153V154H211ZM48 154H50V153H48ZM142 154V153H141ZM202 154V153H201ZM201 154H200V156H201ZM209 153H208V155H210ZM213 154L214 155H216V154H218V152L217 153H214V151H213ZM212 154V155H213ZM61 155H63V154H61ZM60 155V156H61ZM206 155V154H205ZM207 155V156H208ZM219 155H222V154H219ZM219 155H217V156H215L216 158H212V159H219V158H217ZM55 156H57L58 157V155L56 154V155H54L53 157L55 158ZM142 156H143V154H142ZM44 157V156H43ZM45 157H47V156H45ZM43 158L44 159V161H42L41 163V165H43V162H45L46 163V161H47V159L46 158ZM145 157H147L148 159H149V157L148 156H145ZM214 157V156H213ZM52 158V157H51ZM53 158V160L52 159H50L51 161V163L50 164H46L47 165V170H48V168L49 167H54V168H51V169H53V171H54V175L59 179L60 178V176L63 178V174H67V172L68 173H70L71 171L70 170H68L67 171V169H68V167H67V164L66 163H64V162H62V164L64 163V164H66L65 166L64 165H61L60 163V161H59V163H57V158H56V162H55V159ZM105 158V157H104ZM105 158V159H106ZM67 159V158H66ZM151 159V158H150ZM46 160V161H45ZM107 160L108 159H106V162H107ZM143 160V159H142ZM142 160H140V161H142ZM39 161V160H38ZM103 161V160H102ZM101 161V162H102ZM105 161V160H104ZM148 161V160H147ZM55 162V163H54ZM106 162H105V164H106ZM152 162V161H151ZM37 163H39L40 164V162H37ZM146 163V162H145ZM148 163V162H147ZM102 164H103V162H102ZM231 164V163H230ZM46 165H45V167H46ZM48 165H49V167H48ZM226 165H228L227 166V168L228 167H231V166H229V163H226ZM99 166H97V167H99ZM224 166H225V164H224ZM45 167H43V168H45ZM64 167H67V169H66V172H64V170H65V168ZM106 167V166H105ZM104 167V168H105ZM42 168V169H43ZM152 168V167H151ZM156 168V167H155ZM94 169V168H93ZM95 169H96V167H95ZM94 169V170H95ZM102 169H103V167H102ZM118 169V168H117ZM123 169V168H122ZM210 169V168H209ZM75 172H74V171ZM224 170H226V169H224ZM49 171V170H48ZM70 171V172H69ZM101 171H103V170H101ZM207 171H209V173H211L210 172V170H208V168H207ZM217 171H219V170H217ZM10 172H11V170L9 171V172H6L7 174H5V173H2V174H0V215L3 217H1L0 216V221H1V223H3V221H2V219L4 220V224H1L0 223V226H3V227H5L4 229H7L6 227H8L11 231L13 230L14 232H16L17 233V230L18 231H21L22 232V230H24V229H26V227L23 225V220L21 219V216L19 217V219L17 218L18 217V215L16 216L15 215V213L14 212H16L15 210L17 209V207H18V209H20V207H22L21 206V204L19 205V204H17L16 202H18L19 203V201H17V199L18 200H20L21 199V202H22V198H23V201L25 200V197L27 198V196L25 195L24 196V194H26V193H24L25 192V188H24V186H23V184L22 183H19L20 181H19V179H18V177L19 176H11L10 175ZM213 172V171H212ZM221 172V171H220ZM103 173H105V172H103ZM102 173V174H103ZM156 173V172H155ZM87 174H88V172H87ZM93 174V173H92ZM101 173L99 174V175H101V177L103 176ZM207 174H208V172H207ZM67 175H69V174H67ZM73 175V176H74ZM79 175V176H78ZM89 175V174H88ZM87 175V176H88ZM105 175H106V173H105ZM112 177H113V172H112ZM211 175V174H210ZM209 175V176H210ZM227 175H228V173H227ZM47 176V175H46ZM65 176V175H64ZM84 177V178H82V177ZM86 176V177H87ZM98 176V175H97ZM96 176V177H97ZM126 177L128 176V175H125ZM212 176V175H211ZM218 176V175H217ZM71 177V176H70ZM75 177H73L74 179H75ZM92 177H94L93 175H92ZM99 177V176H98ZM97 177V178H98ZM118 177V176H117ZM117 177H113V178H117ZM49 178V177H48ZM66 178V176L64 177V179ZM69 178V177H68ZM82 178V179H81ZM103 178V177H102ZM105 178V177H104ZM108 178V177H107ZM125 178V177H124ZM63 179V180H64ZM73 179V180H74ZM75 179V180H76ZM80 179V180H79ZM93 179V178H92ZM96 179V178H95ZM118 179V178H117ZM46 180H48V179H46ZM59 180H61V178L59 179ZM66 180V179H65ZM68 180V179H67ZM72 180V181H73ZM108 180V179H107ZM115 180V179H114ZM131 180V179H130ZM83 181H85V180H83ZM104 181V180H103ZM110 181V180H109ZM112 181V180H111ZM110 181V182H111ZM116 181H118L119 182V180H116ZM129 181V180H128ZM118 182H116L117 183V186H118ZM123 182V181H122ZM125 182H127V181H125ZM125 182H124V185H125ZM131 182V181H130ZM129 182V183H130ZM58 183H60L59 181H58ZM62 183V182H61ZM61 183H60V185H61ZM73 183V182H72ZM92 183V182H91ZM97 183V182H96ZM102 183V182H101ZM105 183H106V181H105ZM128 183V182H127ZM20 184H22V185H20ZM50 185H51V183H49ZM74 184H75V182H74ZM99 184V183H98ZM104 184V183H103ZM107 184H108V181H107ZM52 185H53V183H52ZM63 185V184H62ZM71 185V184H70ZM75 185H77V184H75ZM74 185V186H75ZM79 185V184H78ZM77 185V186H78ZM110 185V184H109ZM112 185H114V183L112 184ZM112 185L110 186V187H112ZM54 186V185H53ZM53 186H52V189H53ZM56 186V185H55ZM64 186H66V184L64 185ZM63 186V187H64ZM68 186H69V183H68ZM82 186H84V187H87V185L85 186L84 184L82 185ZM81 186V187H82ZM103 186H105L106 187V185H103ZM123 186V185H122ZM129 187H130V185H128ZM248 186V185H247ZM20 187H22V188H24V189H21ZM60 187H62V186H60ZM71 187V186H70ZM69 187V188H70ZM80 187V186H79ZM84 187H83V189H84ZM89 188H90V190L89 189H84V190H86L87 191V193H90V191H91V193H90V196H89V194H87L86 193V191H85V193L87 194V196L89 197V199H94V202H96V200H95V198H96V196H95V192L93 191V189L94 188H91L90 186H88ZM92 187H93V184H92ZM96 187H97V184H96ZM95 187V188H96ZM99 187V186H98ZM98 187H97V190H98ZM109 187V186H108ZM107 187V188H108ZM116 187V186H115ZM114 187V188H115ZM128 187V188H129ZM51 188V187H50ZM68 188V189H69ZM76 188H78V187H76ZM75 188V189H76ZM125 188V187H124ZM127 188V187H126ZM125 188V189H126ZM132 188V187H131ZM67 189V190H68ZM83 189H82V191H83ZM101 189V188H100ZM115 189H117V187L115 188ZM248 189V188H247ZM261 189V188H260ZM24 190V191H23ZM63 190H64V188H63ZM73 190V189H72ZM77 190V189H76ZM96 190V189H95ZM108 190V189H107ZM111 190V189H110ZM120 190H122L121 188H120ZM124 190V189H123ZM127 190V189H126ZM130 190V189H129ZM212 190V189H211ZM217 190V189H216ZM262 190V189H261ZM260 190V191H261ZM21 191H23L22 193H23V195L21 194ZM53 191H54V189H53ZM62 191V190H61ZM78 191V190H77ZM77 191H75V192H77ZM94 193H93V192ZM101 191V190H100ZM105 191L106 190H104V193H105ZM113 191V189L111 190V192ZM140 191H142V190H140ZM206 191H207V189H206ZM209 191V190H208ZM257 191H259V189L257 188ZM259 191V192H260ZM65 192V191H64ZM68 192V191H67ZM84 192V191H83ZM115 192V190L113 191V193ZM123 192V191H122ZM210 192V191H209ZM214 192V191H213ZM217 192V191H216ZM249 192V191H248ZM263 192V191H262ZM73 193V192H72ZM81 193V192H80ZM102 193V192H101ZM100 193V194H101ZM104 193H102V194H104ZM126 193V192H125ZM206 193V192H205ZM217 193H220V192H217ZM216 193V195H218ZM221 193H223V192H221ZM258 193V192H257ZM28 194V193H27ZM53 194V193H52ZM70 194H71V188H70ZM69 194V195H70ZM98 194H99V192H98ZM107 194H109L108 192H107ZM107 194H106V196H107ZM116 194H118V193H116ZM116 194H114L113 196H112V194H110V196H112V198L116 195ZM122 194V193H121ZM204 194V193H203ZM210 194V193H209ZM256 194V193H255ZM65 195H66V193H65ZM64 195V196H65ZM76 195V194H75ZM74 195V196H75ZM84 195V194H83ZM83 195H81V196H83ZM91 195H93V196H91ZM105 195V194H104ZM124 195V194H123ZM215 195V194H214ZM224 195H226V194H224ZM257 195V194H256ZM260 195V194H259ZM258 195V196H259ZM22 196H24V197H22ZM63 196V197H64ZM85 196V195H84ZM87 196H85L86 198H87ZM95 196V198H93ZM109 196V197H110ZM141 196V195H140ZM207 196H209V195H207ZM212 197H213V195H211ZM221 196V195H220ZM220 196H218L217 197V202L219 201V200H221L223 197H225V196H223L221 199H219V197ZM228 196H229V194H228ZM30 197V196H29ZM92 197V198H91ZM102 197V196H101ZM100 197V198H101ZM120 197V196H119ZM192 197V196H191ZM226 197H227V195H226ZM225 197V198H226ZM70 198V197H69ZM69 198H67L68 200H66V201H68V203H70L71 201L69 200ZM75 198V197H74ZM97 198H99V197H97ZM96 198V199H97ZM103 198H104V196H103ZM107 198V197H106ZM120 198H122V197H120ZM119 198V199H120ZM66 199V198H65ZM71 199V198H70ZM77 198H75V201L77 202V200H76ZM144 199V198H143ZM196 199V198H195ZM231 199V198H230ZM230 199H228V200H230ZM32 200V199H31ZM91 200V201H92ZM101 200V199H100ZM107 200H108V198H107ZM112 200V199H111ZM118 200V199H117ZM116 200V201H117ZM124 201H125V199H123ZM136 200V199H135ZM139 200H140V198H139ZM215 200H216V198H215ZM214 200V201H215ZM35 201V200H34ZM70 201V202H69ZM75 201H72V203L74 202L75 203ZM80 201H82V200H80ZM80 201H78L79 203H80ZM98 201V200H97ZM120 201V200H119ZM137 201V200H136ZM142 200H140V202H141ZM147 201V200H146ZM233 201V200H232ZM24 202H26V201H24ZM28 202H30V199H29V201ZM59 202H60V204H61V200L59 199ZM77 202V203H78ZM94 202H92V203H94ZM102 202V201H101ZM121 202H122V199H121ZM121 202L119 203V204H121ZM139 202V201H138ZM223 203H226V201L224 202V201H222ZM221 202V203H222ZM229 201H227V203H228ZM35 203V202H34ZM34 203H32L33 205H35ZM66 204L64 205V204H62L63 206H65V207H67V202H65ZM82 203V202H81ZM80 203V204H81ZM92 203H90V204H92ZM117 203V202H116ZM135 203V202H134ZM143 202H141V205L138 203V205L136 206V207H138L139 205L142 207V204ZM146 203V202H145ZM188 203H190V202H188ZM214 203V202H213ZM226 203V204H227ZM232 203V202H231ZM235 203V202H234ZM264 203V202H263ZM31 204V205H32ZM83 204V203H82ZM118 204V203H117ZM125 204V203H124ZM219 204V203H218ZM225 204V205H226ZM24 205H25V203H24ZM30 205V204H29ZM32 205V206H33ZM69 205V204H68ZM77 206V209L78 208H80V207H83V206H78V204H76ZM122 205V204H121ZM133 205V204H132ZM145 205V204H144ZM154 205V204H153ZM212 205V204H211ZM221 204H219V206H220ZM20 206V207H19ZM70 206V205H69ZM68 206V207H69ZM73 206H74V204H73ZM73 206H72V209H73ZM88 206V205H87ZM99 206H102V204H100ZM105 205H103V207H104ZM112 206H113V204H112ZM115 206V205H114ZM140 206L138 207V209L137 210H139L140 209ZM151 206H152V204H151ZM190 206V205H189ZM191 206H193L192 204H191ZM202 206H204V205H202ZM217 205H215V207H216ZM222 206V205H221ZM260 206H263V204L261 203V205ZM64 207V209H67V208H65ZM71 207V206H70ZM94 207V206H93ZM97 207V206H96ZM107 207V206H106ZM116 207V206H115ZM114 207V208H115ZM136 207H134V208H136ZM194 207H195V204H194ZM193 207V208H194ZM213 207V206H212ZM224 207V206H223ZM226 207V206H225ZM236 207V206H235ZM28 208V207H27ZM26 208V209H27ZM116 208H118V209H116V210H119V208H121V207H116ZM143 208V207H142ZM141 208V209H142ZM151 208V207H150ZM191 208V207H190ZM193 208H191V210L193 209ZM206 208H210V207H206ZM227 208V207H226ZM232 208H234V207H232ZM261 208V207H260ZM263 208V207H262ZM71 209V208H70ZM71 209V210H72ZM74 209H75V207H74ZM97 209V208H96ZM98 209H100V207L98 208ZM101 209H102V207H101ZM127 209V208H126ZM132 209V208H131ZM145 209V208H144ZM186 209H188V208H186ZM196 210L198 209L199 211V213L201 212L200 211V209L199 208H195ZM195 209H193L194 210V215L196 214V210ZM230 209V208H229ZM25 210V209H24ZM28 210V209H27ZM68 210V209H67ZM78 210H80V209H78ZM86 210V209H85ZM104 210V209H103ZM108 211L109 210H112V209H107ZM128 210V209H127ZM226 210V209H225ZM233 210H235V208L233 209ZM263 210V212H264V209H262ZM18 211V210H17ZM66 211V210H65ZM77 211V210H76ZM84 211V210H83ZM100 211V210H99ZM105 211V210H104ZM136 211V210H135ZM134 211V212H135ZM203 211H204V209H203ZM223 211V210H222ZM2 212V213H1ZM20 212V211H19ZM71 212V211H70ZM70 212H68L69 214H70ZM106 212V211H105ZM133 212V211H132ZM137 212H139V211H137ZM137 212H136V214H137ZM142 212H143V209H142ZM141 212V213H142ZM146 212V211H145ZM190 212V211H189ZM218 212H220L221 213V211H218ZM234 212H236V210L234 211ZM63 213H65L64 211L62 212V214ZM67 213V212H66ZM72 214H73V212H71ZM84 213H86L85 211H84ZM81 214V215H83V218H85V214ZM99 213V212H98ZM154 213H156L155 211H154ZM199 213H197V217H198V214ZM208 213V212H207ZM231 214H232V211L230 212ZM245 213V212H244ZM255 213V212H254ZM17 214H18V212H17ZM30 214V213H29ZM28 213H26V215H29ZM33 214V213H32ZM31 214V215H32ZM36 214H38V213H36ZM50 214V213H49ZM87 214V213H86ZM92 214H95V212L94 213H92ZM101 214V213H100ZM110 214H112V213H110ZM109 214V215H110ZM136 214H134V215H136ZM144 214V213H143ZM142 214V215H143ZM190 214V213H189ZM202 214V213H201ZM205 214V213H204ZM216 214H217V212H216ZM215 214V215H216ZM13 215H15V216H13ZM20 215H22V214H20ZM43 215V217H44V215L45 214H42ZM42 215H40L39 214V216H42ZM64 215V214H63ZM89 215V213L87 214V216ZM104 215V214H103ZM112 215H113V217H112ZM111 216H109L108 217V215L106 216L107 218H109L110 219V221H111V218L113 219L114 217H116V216H114V214H112ZM132 215V214H131ZM133 215V216H134ZM140 215V214H139ZM188 215V214H187ZM213 216V217H211L212 219L214 218V217H218V216ZM219 215V214H218ZM233 215V214H232ZM252 215V214H251ZM251 215H247V213H246V217L247 216H250V220L252 219L251 217ZM34 216V215H33ZM76 216H78V215H76ZM80 216V215H79ZM101 216H102V214H101ZM104 216V219L106 218ZM138 216V215H137ZM153 216H154V214H153ZM152 216V217H153ZM210 216V215H209ZM234 216H235V213H234ZM234 216H232V217H234ZM243 216V215H242ZM29 217V216H28ZM69 217H74V216H69ZM125 217V216H124ZM138 217H141V215L140 216H138ZM199 217H200V215H199ZM204 217H206V215H204ZM203 217V218H204ZM226 217V216H225ZM231 217V218H232ZM236 217V216H235ZM259 217V216H258ZM16 218V219H15ZM38 218V217H37ZM37 218H34V220L35 219H37ZM101 218H103V217H101ZM119 218H120V215H119ZM118 218V219H119ZM134 218V217H133ZM133 218H131V219H133ZM154 218H155V216H154ZM186 218V217H185ZM189 218H190V215H189ZM194 218H195V216H194ZM219 218V217H218ZM218 218H216L217 219V221L219 220ZM221 218H222V216H221ZM224 218V217H223ZM222 218V219H223ZM230 218V217H229ZM242 218H244V217H242ZM254 218H255V216H254ZM15 219V220H14ZM24 219H26V218H24ZM42 219V218H41ZM44 219V218H43ZM87 219V218H86ZM116 219H117V217H116ZM115 219V221H117ZM131 219H130V221H131ZM136 219V220H135ZM135 219H133L132 221H131V223H134V221H137V219H139V218H135ZM190 219H192V217L190 218ZM195 219H197V218H195ZM199 219V218H198ZM209 219H210V217H209ZM222 219H220V220H222ZM249 219L247 218V220H248V222H250L249 221ZM19 220V221H18ZM32 220H33V218H32ZM92 220V219H91ZM114 220V219H113ZM123 220V219H122ZM148 220H153V219H150V218H148ZM148 220H145L146 221V225L147 224H149V222H151V221H148ZM155 220V219H154ZM154 220H153V222H154ZM224 220V219H223ZM232 221V219L230 220V219H227L226 221ZM239 220V219H238ZM246 220V219H245ZM245 220H243L244 222H245ZM253 220V219H252ZM251 220V223L253 222ZM9 221V222H8ZM29 221V220H28ZM28 221L26 220V223H28ZM30 221H31V219H30ZM36 221V220H35ZM40 221V220H39ZM43 221V220H42ZM44 221H45V219H44ZM43 221V222H44ZM47 221V220H46ZM93 221V220H92ZM110 221H109V223H110ZM124 221V220H123ZM122 221V222H123ZM198 221V220H197ZM202 221V220H201ZM200 221V222H201ZM205 221V220H204ZM228 221V222H229ZM234 221H235V219H234ZM262 221V220H261ZM260 221V222H261ZM6 222H8L7 223V225L8 226H6ZM22 222V223H21ZM103 222V221H102ZM104 222H105V220H104ZM103 222V224H105ZM114 222V221H113ZM113 222H111L110 224H113ZM118 222V221H117ZM120 222H121V219H120ZM148 222V223H147ZM203 222V221H202ZM208 222V221H207ZM206 222V223H207ZM210 222L211 221H209V224H210ZM215 222V221H214ZM220 222H223V224L225 223L224 221H220ZM228 222H226L225 223V225L228 223ZM236 222H238V221H236ZM235 222V223H236ZM248 222H246V224L248 223ZM38 222H36V224H37ZM40 223V222H39ZM106 223H107V221H106ZM142 223H144V222H142ZM189 223V222H188ZM187 223V224H188ZM192 223V222H191ZM191 223L190 224H188V225H191ZM193 223H195V222H193ZM211 223H213V222H211ZM218 223V222H217ZM234 223V222H233ZM239 223V222H238ZM241 223V222H240ZM243 223V222H242ZM264 223V221L261 223V224H263ZM25 224V223H24ZM48 224V223H47ZM109 224V225H110ZM114 224H116V222L114 223ZM121 224V223H120ZM122 224H124V223H122ZM199 224V223H198ZM202 224H204V222L202 223ZM208 224V225H209ZM219 224V223H218ZM250 224V223H249ZM254 224V223H253ZM257 224V223H256ZM28 224H26V226H27ZM40 225V224H39ZM42 225H43V223H42ZM99 225V224H98ZM129 223L127 224V226L129 227ZM150 225H151V223H150ZM193 225V224H192ZM191 225V226H192ZM214 225V224H213ZM225 225L224 226H222L221 227V230H223V231H226V229H229L230 228V222H229V225L230 226H228V225H226V228H225V230H224V228L223 227H225ZM239 225V224H238ZM248 225V224H247ZM251 225V224H250ZM249 225V226H250ZM45 226L47 227V225L45 224ZM97 226V225H96ZM118 226V225H117ZM122 226V230H120L119 231V233H121V231L123 232V237L121 236V235H118L119 237L121 236L122 237V239H124V241H125V243L122 241V243H121V241H120V245L122 246V249L124 248V252H125V249H129V251L131 250L132 251V249H134V247L137 245V243H135L134 244V242H136V240L134 239L133 240V237H132V242H131V237L130 236H128L129 234H130V232H131V228L129 227V228H127V233L129 232V234H127L126 233V231H124L125 230V228L123 229V225H120V227ZM124 226H126V224H124ZM158 226H160V225H158ZM200 226V225H199ZM211 226V225H210ZM227 226L229 227V228H227ZM234 226H235V224H234ZM252 226V225H251ZM262 226V225H261ZM264 226V225H263ZM262 226V227H263ZM32 227V226H31ZM30 226L29 227H27V228H31ZM39 227V226H38ZM106 227V226H105ZM107 227H110V226H108V224H107ZM114 227V226H113ZM135 227H137V226H135ZM142 227V226H141ZM195 227V226H194ZM193 227V228H194ZM197 227H198V225H197ZM204 227V226H203ZM203 227H201L200 226V228H203ZM219 227V226H218ZM217 227V228H218ZM232 227V226H231ZM236 227H238V226H236ZM240 227V226H239ZM242 227H244V226H242ZM246 228L248 227V226H245ZM12 228V229H11ZM14 228V229H13ZM24 228V229H23ZM43 228V230H42V235L43 236H45V234H47L48 236L50 235V232H48L47 233V231L48 230H46V229H44L45 227H43V226H41V228L40 229H42ZM233 228V227H232ZM252 228H254L253 226H252ZM0 231H4V229H2V227H0ZM34 229V228H33ZM52 229V228H51ZM120 229V228H119ZM135 229V228H134ZM164 229V228H163ZM196 229V228H195ZM242 229H244V228H242ZM264 229V228H263ZM9 230V231H10ZM26 230H28V229H26ZM25 230V231H26ZM46 231V233H45V231ZM112 230H115V228H113ZM116 230H118V229H116ZM115 230V231H116ZM128 230H130V231H128ZM155 230V229H154ZM153 230V231H154ZM158 230H160L159 228H157V231ZM220 230V229H219ZM218 230V231H219ZM255 230H257V227H256V229ZM254 230V231H255ZM259 230V229H258ZM7 231V230H6ZM12 231V232H13ZM25 231H24V233H25ZM29 231V230H28ZM30 231H32V230H30ZM34 231V230H33ZM38 231V230H37ZM43 231H44V233H43ZM108 231V230H107ZM110 231H111V228H110ZM156 231V232H157ZM201 231V230H200ZM205 231V230H204ZM210 231V230H209ZM218 231H217V233H218ZM239 231H240V229H239ZM2 232H0L3 236H4V232L2 233ZM12 232H9V234H12ZM206 232H207V230H206ZM214 231H212V233H213ZM238 232V231H237ZM245 232V231H244ZM255 232H257V231H255ZM23 233V232H22ZM37 233H39V234H37ZM40 233H41V230H40V232L38 231V232H36V235H37V237H40V236H42V235H40ZM110 233V232H109ZM112 233H113V231H112ZM125 233V234H124ZM138 233V232H137ZM136 233V234H137ZM153 233H155V232H153ZM209 233V232H208ZM206 234V236H207V238H211V236H209V234ZM234 233V232H233ZM7 233L5 232V237H3V241H6V243H7V241H8V237H7V235H6ZM18 234H20L19 232H18ZM18 234H16V235H14V233H13V235H9L10 237H14V236H18ZM27 234V236L29 235L30 236V234L31 233H26ZM57 234V233H56ZM59 234V233H58ZM108 234V233H107ZM132 234V233H131ZM130 234V235H131ZM141 234V238H142V233H139V235ZM160 234V233H159ZM200 234V233H199ZM199 234H198V236H199ZM202 234H203V232H202ZM202 234H200V235H202ZM231 234V233H230ZM238 234H241L240 232L238 233ZM247 234H248V232H247ZM2 235H0V237H2ZM21 235V234H20ZM39 235V236H38ZM73 235H75V234H73ZM125 235V236H124ZM59 236V235H58ZM76 236V235H75ZM117 236V237H118ZM209 236V237H208ZM219 236H221V235H219ZM222 236H223V234H222ZM228 236H229V234H228ZM231 236V235H230ZM234 236V235H233ZM232 236V237H233ZM7 237V238H6ZM23 237H26V236H23ZM35 237V236H34ZM77 237V236H76ZM129 237H130V240H129ZM138 237V235H136V238ZM143 237H144V235H143ZM231 237V238H232ZM262 237V239H263V236H261ZM29 238V237H28ZM30 238H31V236H30ZM33 238V237H32ZM58 238V237H57ZM135 238V237H134ZM139 239L140 240V242H141V240L142 239ZM166 238H167V236H166ZM176 238H178V237H176ZM200 238V237H199ZM202 238V237H201ZM206 238V237H205ZM205 238L203 237V239L205 240ZM206 238V239H207ZM222 238V237H221ZM225 238H226V236L224 237V241H225V243H226V240H227V238H226V240H225ZM236 238V236L234 237V239ZM239 238V237H238ZM7 239V240H6ZM11 239V238H10ZM35 239V241H36V243L34 244L35 245V247L36 248H38L37 247V245H39L40 246V244H42L43 245V243H41L42 241L44 242V240H39V241H41V242H38L37 241V239L36 238H34ZM56 239V238H55ZM59 239V238H58ZM77 239H78V237L76 238V241H77ZM138 239V238H137ZM160 239H161V237H160ZM229 239V238H228ZM233 239V238H232ZM237 239V238H236ZM251 239H253V240H255L254 238H251ZM251 239H250V241H251ZM262 239H260V240H258V241H260V242H262L263 240ZM47 240V239H46ZM60 240V239H59ZM73 240V239H72ZM117 240V239H116ZM115 240V241H116ZM121 240V239H120ZM138 240V241H139ZM262 240V241H261ZM2 241V242H3ZM17 241V240H16ZM21 241V243H22V239H20L19 238V241L18 242H20ZM28 241V239H26V242ZM32 241V240H31ZM34 241V242H35ZM56 241H57V239H56ZM112 241H114V239L112 240ZM163 241V240H162ZM205 241H207V240H205ZM222 241H223V239H222ZM223 241V242H224ZM235 241V240H234ZM238 241H240L241 242V240L239 239ZM243 241H244V238H243ZM257 241V242H258ZM18 242L16 243L17 245H15L16 247V251H19V252H22V251H20V250H17V248L21 245L22 246V244L20 243V245L18 244ZM25 242V243H26ZM37 242L38 243H40V244H37ZM59 242V241H58ZM142 242H143V240H142ZM164 242V241H163ZM187 242V241H186ZM228 242V241H227ZM233 242V241H232ZM239 242V243H240ZM252 242V241H251ZM255 242V241H254ZM259 242V243H260ZM14 243V241H13V244H15ZM24 243V242H23ZM28 243V242H27ZM26 243V245H28ZM32 243V242H31ZM116 243V242H115ZM139 243V242H138ZM206 243V242H205ZM225 243H221L222 244V246H223V244H225ZM230 244H231V242H229ZM229 243L227 244V245H229ZM236 243V242H235ZM245 243H247V241L246 242H244V244ZM0 244H1V238H0ZM4 244V243H3ZM12 244V243H11ZM10 244V246H12ZM30 244V243H29ZM37 244V245H36ZM44 244L46 245V244H48V243H45L44 242ZM55 244H57V243H55ZM135 246H134V245ZM151 244V243H150ZM258 244V243H257ZM256 244V246H258ZM262 244H264V242L262 243ZM7 245V244H6ZM41 245V246H42ZM71 245V244H70ZM139 245V244H138ZM168 245V244H167ZM235 245V244H234ZM245 245H247V244H245ZM252 245L254 246V244L252 243ZM1 246H4V245H2L1 244ZM9 246V247H10ZM29 246V245H28ZM31 246V245H30ZM48 246V245H47ZM221 246V247H222ZM232 246V245H231ZM230 246V247H231ZM242 246H244V245H242ZM8 247V246H7ZM8 247V248H9ZM27 247V246H26ZM34 247V246H33ZM42 247H46V246H42ZM60 247V246H59ZM118 247V246H117ZM138 247V246H137ZM137 247H135L136 249V251H138V249L139 248H137ZM141 247V246H140ZM177 247V246H176ZM190 247V246H189ZM194 247V246H193ZM227 247H229V246H227ZM227 247H224V248H226L227 249ZM234 247H236L235 249L237 250V247L238 246H234ZM246 247V249L248 250V245L247 246H245ZM245 247H244V249H245ZM258 247H261V244H260V246H258ZM14 248V247H13ZM14 248V249H15ZM22 248H23V246H22ZM36 248H34L33 249V253H32V255L34 254V255H37V254H35L34 253V250L36 249ZM56 248V247H55ZM54 248V249H55ZM58 248V247H57ZM120 248V247H119ZM223 248V249H224ZM233 248V247H232ZM10 249H11V247H10ZM18 249H21L20 247L18 248ZM28 249V248H27ZM26 248H25V250H24V248L22 249V250H24L23 252H25L26 250H27ZM39 249H41V248H39ZM49 249V246L47 247V250ZM175 249V248H174ZM176 249H178V248H176ZM175 249V250H176ZM190 249H194L195 250V247L194 248H190ZM221 249V248H220ZM229 249V248H228ZM228 249L226 250V251H228ZM241 249H243V247L241 248ZM252 249H254L253 247H251V249L250 250H252ZM257 249V248H256ZM256 249H255V251L254 252H256ZM5 250V249H4ZM9 250V249H8ZM13 250V249H12ZM38 250V249H37ZM47 250H42L43 251V253L45 252V251H47ZM126 250V251H127ZM140 250V249H139ZM142 250V249H141ZM187 250V249H186ZM194 250L192 251V252H194ZM230 250V249H229ZM235 250V252H236V254H237V251ZM239 250H240V248H239ZM238 250V251H239ZM259 250V249H258ZM55 251H57V249L55 250ZM59 252H60V250H58ZM62 251H63V249H62ZM121 252H123L122 250H120ZM134 251V250H133ZM198 251V250H197ZM196 251V252H197ZM214 251V250H213ZM212 251V254L213 253H215L214 255H217L218 254V252H217V250L216 251H214L213 252ZM221 251H223L222 249H221ZM224 251H225V249H224ZM242 251V250H241ZM241 251H240V253H241ZM8 251H6V253H7ZM13 252H15L14 250H13ZM12 251H11V253H13ZM29 252H30V250H29ZM35 252H37V251H35ZM47 252H50V251H47ZM124 252H123V254H124ZM135 252V251H134ZM139 252V251H138ZM175 252V251H174ZM196 252H194V255H195V253ZM220 252V251H219ZM229 252V251H228ZM244 252L246 253L247 251L246 250H244ZM243 252V253H244ZM248 252H250L249 250H248ZM4 253V252H3ZM16 253V252H15ZM46 253V252H45ZM44 253V254H45ZM55 253H57V252H55ZM116 253V252H115ZM127 253H128V251H127ZM5 254V253H4ZM25 254H27V253H25ZM25 254H23L22 253V257H23V255H25ZM30 254V253H29ZM29 254H27L28 256H29ZM52 254V253H51ZM128 254H130V253H128ZM131 254H133L132 252H131ZM139 256H140V254L141 253H137ZM220 254V253H219ZM221 254H222V252H221ZM247 254V253H246ZM17 255H19V254H17ZM31 255V254H30ZM34 255L33 256H31V258H33L34 257ZM59 255V254H58ZM61 255V254H60ZM64 255V254H63ZM117 255V254H116ZM120 255V254H119ZM134 255V254H133ZM142 255H143V251H142ZM186 255V254H185ZM201 255V254H200ZM224 254H222L221 255V257L223 256ZM227 255V254H226ZM235 255V254H234ZM240 255V254H239ZM239 255H235V257H236V259H237V256H238V259L240 260V258H239ZM242 255V254H241ZM39 256V255H38ZM40 256H41V254H40ZM49 256V255H48ZM66 256V255H65ZM118 256V255H117ZM121 256V255H120ZM132 256V255H131ZM130 256V257H131ZM137 258H136V257ZM179 256V253H178V255H177V257ZM196 256V255H195ZM194 256V257H195ZM198 256V258L197 259H199V254L197 255ZM203 256V255H202ZM219 255H217V257H218ZM228 256V255H227ZM245 256V255H244ZM250 256V255H249ZM252 256V255H251ZM254 256H255V254H254ZM258 256V255H257ZM25 257V256H24ZM42 257H43V254H42ZM42 257H41V260H42ZM44 257H46L45 255H44ZM43 257V258H44ZM51 257L52 256H50V259H51ZM60 257V256H59ZM70 257V256H69ZM119 257V256H118ZM123 257V256H122ZM127 257V256H126ZM133 257H135L136 259H137V263L139 264V263H146V262H140V257H138L136 254L134 255V256H132L131 258H133ZM180 257V256H179ZM178 257V258H179ZM209 257H211V258H213V257H215V256H209ZM208 257V258H209ZM220 257V256H219ZM220 257V258H221ZM229 257V256H228ZM228 257H226V259L225 260H223V263H226L227 264V262H229L230 261V259L228 260ZM234 257V256H233ZM241 257V256H240ZM248 256H246V258H247ZM61 258V257H60ZM59 258V259H60ZM64 258L65 257H63V260H64ZM123 258H125V257H123ZM128 258V257H127ZM133 259L135 262H136V259ZM140 258V259H139ZM183 258V257H182ZM186 258L187 257H185L184 258V260H186ZM219 258V259H220ZM222 258H224V257H222ZM222 258L220 259V260H222ZM249 258V257H248ZM260 258V257H259ZM35 259V258H34ZM36 259H37V257H36ZM45 259V258H44ZM46 259L48 260L49 258H47L46 257ZM65 259H67V260H69L68 259V255H67V258H65ZM138 259H139V262H138ZM219 259H216V260H219ZM235 259V260H236ZM238 259H237V262H238ZM257 259V258H256ZM38 260H39V258H38ZM46 260V261H47ZM51 260H53V257H52V259ZM61 260H62V258H61ZM115 260V259H114ZM120 260H123V259H120ZM126 260V259H125ZM130 260V259H129ZM129 260H127V262L129 261ZM179 260H181L180 258H179ZM228 260V261H227ZM234 260V259H233ZM232 260V261H233ZM242 260H244L243 258H242ZM245 260H247V259H245ZM245 260H244V262H245ZM249 260V259H248ZM246 261L247 263H249V261ZM45 261V262H46ZM65 261V260H64ZM64 261H61V262H64ZM112 261V260H111ZM110 261V262H111ZM117 261V260H116ZM172 262L171 263H174L173 262V260H171ZM186 261H188V260H186ZM199 261H201V260H199ZM210 261V260H209ZM209 261H207V264H210V262ZM225 261H227V262H225ZM241 261V260H240ZM239 261V262H240ZM40 262V261H39ZM42 262V261H41ZM53 262H55V260H53ZM52 262V263H53ZM68 262V261H67ZM70 262V261H69ZM101 261H99V264H102L103 262L105 263V261H103V262H101ZM109 262V261H108ZM108 262H106V264L108 263ZM121 262V264H123L124 262H122V261H120ZM127 262H125V264L127 263ZM130 262H131V260H130ZM130 262H128V263H130ZM133 262V261H132ZM175 262H176V259H175ZM192 262V261H191ZM203 262V261H202ZM216 262V261H215ZM238 262V264H240ZM244 262H242L241 264H245ZM253 262V261H252ZM258 262V261H257ZM262 262V261H261ZM30 264H31V262H29ZM34 262H32V264H33ZM43 263V262H42ZM46 263H48V262H46ZM45 263V264H46ZM51 262H49V264H50ZM51 263V264H52ZM71 263V262H70ZM103 263V264H104ZM115 264H116V262H114ZM127 263V264H128ZM150 262H147V264H149ZM177 263V262H176ZM175 263V264H176ZM189 263V262H188ZM217 263H218V261H217ZM222 263V264H223ZM232 263V262H231ZM35 264V263H34ZM53 264H57V263H53ZM64 264H65V262H64ZM67 264V263H66ZM69 264V263H68ZM110 264V263H109ZM118 264H119V261H118ZM132 264V263H131ZM136 264V263H135ZM178 264V263H177ZM191 264V263H190ZM212 264V263H211ZM219 264H221V262L219 261ZM234 264H235V262H234ZM250 264H252V263H250ZM254 264V263H253ZM260 264V263H259ZM263 264V263H262Z\"/></svg>","mask_w":264,"mask_h":264}]
</instances>
